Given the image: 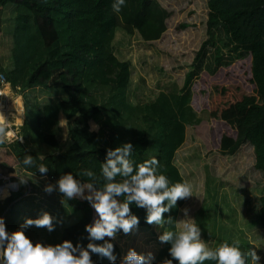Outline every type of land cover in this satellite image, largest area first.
Wrapping results in <instances>:
<instances>
[{
  "label": "trees",
  "instance_id": "obj_1",
  "mask_svg": "<svg viewBox=\"0 0 264 264\" xmlns=\"http://www.w3.org/2000/svg\"><path fill=\"white\" fill-rule=\"evenodd\" d=\"M112 3L113 0H0V7L10 12L5 19L0 15V33L11 39L10 66L0 68V74L12 91L23 98L25 108L22 131L25 142L18 141L13 147L21 169L42 176L35 167L24 169L21 165L27 150L36 164L49 167L46 176L53 181L65 173L75 175L87 168L99 176L107 149L131 142L132 158L137 163L155 156L171 183L186 182L175 158L186 142L187 127L202 123L192 106L194 79L202 73L215 76L220 69L250 58L254 95L237 104L238 111L246 113L243 137L235 140L225 135L220 148L223 154L231 156L249 144L254 149L255 168L264 174V0H207V39L196 54L182 89L161 91L150 102L141 101L136 95L135 68L122 53L125 43L122 41L135 37L145 43L159 41L168 30L172 14L158 0H125L119 13L113 11ZM61 118L68 124L70 146L58 152L49 139H62ZM92 124L99 126L98 132L92 131ZM206 193L212 208L218 209L221 204L231 208L209 173ZM21 195L0 203V217L4 218L9 233L31 218L21 213L28 210L25 206L28 199L16 202ZM70 202L84 209L76 224L63 227L60 221L54 223L52 232L31 226L25 235L34 243L52 245L65 240L74 245L88 241L85 225L93 221L94 210L88 202ZM177 203L183 208L185 199ZM132 210L140 219L138 228L158 226L145 222L144 209L133 206ZM179 215L176 209L163 214L165 219L173 220H179ZM231 222L237 224L235 220ZM198 224L208 241L205 210L199 213ZM249 227L264 231V193ZM161 228L164 231L173 225ZM227 229L221 220V232L226 233ZM169 248L170 244L162 243L152 264L171 259ZM241 248L246 251L252 245L244 242Z\"/></svg>",
  "mask_w": 264,
  "mask_h": 264
},
{
  "label": "rangeland",
  "instance_id": "obj_2",
  "mask_svg": "<svg viewBox=\"0 0 264 264\" xmlns=\"http://www.w3.org/2000/svg\"><path fill=\"white\" fill-rule=\"evenodd\" d=\"M158 1L172 14L167 23V32L154 43H145L139 37H135L123 40L122 43H125L121 47L124 57L131 60L134 65V88L138 90L136 95L144 102L154 100L161 91L182 89L186 75L192 71L196 54L207 39V0ZM10 9L14 11L13 7ZM9 13L0 7L2 19L8 17ZM183 25L188 27L183 29ZM120 38L123 37L120 35ZM10 50V37L0 33V68H9ZM191 89L192 106L202 119V123L188 128L187 141L176 158V165L192 188V196L185 199L184 207L191 210L190 215L197 223L199 213L202 210L206 211L210 247L215 248L223 241L231 243L233 240H239L242 247L244 242H247L261 257L260 264H264V231L258 227L250 230L249 227L251 221L255 219L259 199L264 193V174L256 170L254 149L249 144L243 145L231 156L223 154L220 148L221 139L225 135L235 140L243 137L246 113L239 112L237 104L244 97L254 95L251 59L247 58L236 62L230 68L220 69L215 76L202 73L194 79ZM8 100H10L8 108L11 106L16 110L14 112L10 109L13 112L11 121L16 124L13 128L21 126L23 121L18 123V102L21 100L14 92L9 93ZM14 103L17 107L13 106ZM61 127L62 139H49L50 144L58 152L66 151L70 146L68 124L65 119ZM20 130L21 127L15 128L10 138L15 139L13 134L17 135ZM16 142L18 141L11 143L6 137L0 138V170L3 172L22 174L13 149ZM208 173L216 181L222 197L227 198L230 209L222 204L218 209L212 208L206 193ZM30 181L35 187L36 196L27 198L25 206L28 210L21 213L36 219L47 211L55 218L54 223L61 221L63 227L76 224L82 218L84 214L82 207L78 208L70 201L64 206L61 203L63 199L61 193L54 191L48 194L44 191L47 184H55L56 181L39 180L35 177H31ZM29 200L31 202L28 203ZM73 200L87 202L79 198ZM232 211L236 212V216L233 217ZM95 217L94 211L93 219ZM182 218L180 212L179 219ZM221 220L228 227L226 233L220 230ZM231 220H235L237 224H232ZM162 233L160 226L134 229L128 235L118 233L117 238L112 241L117 264L130 248H134L138 254L146 255L151 252L155 258L162 248V243L158 240ZM202 239L205 240L203 233ZM81 243L86 247L89 241ZM92 259L95 264H110L107 258L98 254H93Z\"/></svg>",
  "mask_w": 264,
  "mask_h": 264
},
{
  "label": "clouds",
  "instance_id": "obj_3",
  "mask_svg": "<svg viewBox=\"0 0 264 264\" xmlns=\"http://www.w3.org/2000/svg\"><path fill=\"white\" fill-rule=\"evenodd\" d=\"M124 4L125 0H113V11L119 13ZM96 128L98 125H93V129ZM10 135L12 133L7 126L0 125V138ZM133 150L131 142L122 143L114 149L108 148L104 161L100 163L99 176L93 169L87 168L75 175L65 173L55 184L49 183L44 187L48 194L54 191L61 193L64 206L68 201L79 198L86 200L94 209L96 217L85 225L89 241L86 247L80 242L74 245L69 240L55 245L34 243L27 237L25 232L31 226L46 228L49 232L55 230V218L47 211L36 219L26 218L12 233L7 231L4 218L0 217V264H95L93 254L107 258L110 264H117L112 241L121 231L128 235L138 229L140 223L133 206L145 210V222L149 225H173L172 229H164L158 236L160 243L170 244L168 252L171 259H164L161 264H174V261L178 264H204L205 261H214L215 264H260L261 257L256 250H242L239 240L231 243L223 241L218 247H210L209 242L202 239V229L190 215L191 210L188 207L179 208L177 203L192 196L191 185L187 182L171 183L155 156L137 163L132 158ZM20 163L24 169L35 167L42 175L49 171L46 164H36L27 150ZM174 209L181 212L183 218L165 219L163 214ZM153 259L151 252L138 254L130 248L119 264H152Z\"/></svg>",
  "mask_w": 264,
  "mask_h": 264
},
{
  "label": "built area",
  "instance_id": "obj_4",
  "mask_svg": "<svg viewBox=\"0 0 264 264\" xmlns=\"http://www.w3.org/2000/svg\"><path fill=\"white\" fill-rule=\"evenodd\" d=\"M0 83V114L3 117V121L0 123V125L7 126L8 131H13V125L15 123L11 121V115L13 114L12 111L15 112L16 110L11 108V106H9L8 108V101L10 103V100H8V97H6V95L2 92V89L7 84L6 78L3 74H0ZM23 126L24 124L22 123L21 130L17 135H15V139H11L10 136L4 137H6V139L9 140L11 143H14L15 141H22L24 143V135L22 133ZM16 174L17 173L15 172L8 173L0 170V203H4L7 199L13 197L14 195L22 194L16 201L18 203H20L23 199L32 198L36 196L35 187L30 181L31 177H35L39 180H54L52 177H48L46 175H31L24 170H22V174ZM22 180L24 182H22Z\"/></svg>",
  "mask_w": 264,
  "mask_h": 264
},
{
  "label": "crops",
  "instance_id": "obj_5",
  "mask_svg": "<svg viewBox=\"0 0 264 264\" xmlns=\"http://www.w3.org/2000/svg\"><path fill=\"white\" fill-rule=\"evenodd\" d=\"M6 85H9V86H10V84H6ZM10 89H11V92H10V93H12L13 91H12L11 86H10ZM158 95H159V94H158ZM158 95H157V96H158ZM18 97H19L20 100H21L20 103L18 102V104H19V105H18V113L20 114V112L22 111V114H20V115L18 114V115H19L18 117H19V121H23V124H24V121H25V108H24V101H23V98H22L21 96H18ZM21 103H22V104H21ZM13 106H16V104H14ZM20 106H21V107H20ZM16 107H17V106H16ZM63 121H64V119L61 118V124H62ZM0 123H1V122H0ZM21 123H22V122H21ZM93 125H96V124H92V125H91V129H92V131H93V132H98V130H99V126H98V128L93 129ZM189 127H190V126H189ZM189 127H187V132H188V128H189ZM15 128H18V127H15ZM15 128H13V131H11V133L14 132V129H15ZM13 136H15V134H13ZM186 141H187V138H186ZM185 143H186V142H185ZM184 145H185V144H184ZM182 148H183V147H182ZM182 148H181V149H182ZM181 149H180V150H181ZM180 150H179V151H180ZM179 151H178V152H179ZM178 152H177V154H178ZM177 154H176V158H177ZM176 158H175V163H176ZM179 170H180V169H179ZM29 202H31V200H29L28 203H29Z\"/></svg>",
  "mask_w": 264,
  "mask_h": 264
},
{
  "label": "bare ground",
  "instance_id": "obj_6",
  "mask_svg": "<svg viewBox=\"0 0 264 264\" xmlns=\"http://www.w3.org/2000/svg\"><path fill=\"white\" fill-rule=\"evenodd\" d=\"M2 92L6 95V97H9L8 95L11 92L10 86L9 85H5L4 88L2 89Z\"/></svg>",
  "mask_w": 264,
  "mask_h": 264
}]
</instances>
